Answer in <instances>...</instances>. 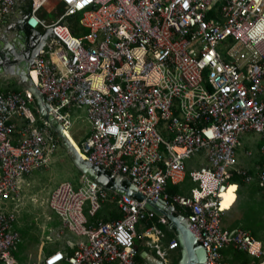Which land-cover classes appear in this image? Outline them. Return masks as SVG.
Here are the masks:
<instances>
[{
	"label": "built area",
	"instance_id": "1",
	"mask_svg": "<svg viewBox=\"0 0 264 264\" xmlns=\"http://www.w3.org/2000/svg\"><path fill=\"white\" fill-rule=\"evenodd\" d=\"M49 2L62 8L50 21L40 12ZM22 20L41 35L37 44L26 32L35 47L28 75L50 115L65 135L72 109H82L88 132L76 152L144 195L140 202L83 172L77 188L58 184L48 206L75 240L37 264H149L131 241L167 264L179 244L162 246L160 225L172 230L147 199L172 207L202 242L206 264H264L262 242L225 227L221 207L235 177L264 191V0H0V37L8 27L5 39L14 37ZM34 113L30 91L0 92V264H18L8 207L58 140ZM250 133L260 136L251 174L237 161ZM195 154L206 164L188 171ZM186 180L188 194L168 191ZM108 196L121 218L93 220ZM227 251L248 261L231 263Z\"/></svg>",
	"mask_w": 264,
	"mask_h": 264
},
{
	"label": "rangeland",
	"instance_id": "2",
	"mask_svg": "<svg viewBox=\"0 0 264 264\" xmlns=\"http://www.w3.org/2000/svg\"><path fill=\"white\" fill-rule=\"evenodd\" d=\"M61 5L49 2L40 10L41 14L50 21L61 12ZM21 88V89H20ZM28 90L26 85L19 82L14 75H0V92L14 90ZM19 92V91H18ZM34 107H31L32 110ZM39 122V115L34 113ZM72 127L66 135L75 142L82 140L88 132V123L85 112L82 109H72ZM241 147L237 152L238 166L245 169H253L256 159L259 157L258 145L260 136L250 133L240 138ZM245 151L251 153L250 157L245 156ZM206 160L203 155L195 154L185 161L188 171L197 169L205 165ZM81 170L74 164L70 152L59 139L54 143L51 150L50 160L45 167L34 171L23 179L13 204L8 208L16 216L13 223L14 229L19 234V242L14 251L18 264H37L42 261V257L55 249L64 247L66 241H73L75 237L61 231V225L57 216L49 209V196L53 189L60 183L68 182L74 188L80 185L82 179ZM194 185L186 180L178 186L179 194H188ZM115 201L110 197L102 204L98 216L102 217L116 211ZM88 203L84 206V214L87 215ZM224 226L228 228H242L261 241L264 246V195L253 185L233 182L229 187L225 203ZM101 214V215H100ZM105 215V216H106ZM140 234L144 233V226L141 222L136 226ZM143 239H149L146 235ZM168 239L162 241V246L166 247ZM141 244L142 240H138ZM149 254L153 251L148 249ZM177 251L168 252L167 264H176Z\"/></svg>",
	"mask_w": 264,
	"mask_h": 264
},
{
	"label": "water",
	"instance_id": "3",
	"mask_svg": "<svg viewBox=\"0 0 264 264\" xmlns=\"http://www.w3.org/2000/svg\"><path fill=\"white\" fill-rule=\"evenodd\" d=\"M30 8L25 7L24 13L29 16ZM26 20V19H25ZM22 20V23L16 28V35L13 39L4 46L0 48V64L3 66L10 64L12 69H5L3 67L0 69V75L8 74L17 76L20 83L26 85L34 98V104L38 110L41 119L48 124L49 128L57 135L58 139L62 141L65 147L70 152L74 164L83 172L89 179L96 181L102 187H108L111 189L117 188L120 192L125 193L127 196L135 197L140 202L144 200V195L141 192H136L134 188L128 187L129 181H127L120 174H115L101 168H98L90 164L87 159L81 153L78 154L75 148L67 140L64 133L62 132L58 123L49 113V106L44 102L42 95L39 93L38 89L35 87L33 81L28 75L30 66L34 54L31 52L26 53L22 42L23 36L26 32L32 34L35 38L34 41L38 44L41 39V35L32 29L29 25ZM8 27L0 37V43L5 44V38L8 35ZM22 37V38H21ZM21 42V43H20ZM16 47V48H15ZM29 48H32L30 45ZM19 55V56H17ZM16 56V57H14ZM19 59L20 62H15ZM146 201V207L149 210L154 211L158 215H163L168 220V226L174 233L180 249V259L178 264H206L204 250L198 245L202 243L196 234H193L186 223L173 213L172 207H164L161 203H154L149 199ZM131 247L142 256L149 264H159V262L153 258L151 255L142 250L138 245L131 241Z\"/></svg>",
	"mask_w": 264,
	"mask_h": 264
},
{
	"label": "trees",
	"instance_id": "4",
	"mask_svg": "<svg viewBox=\"0 0 264 264\" xmlns=\"http://www.w3.org/2000/svg\"><path fill=\"white\" fill-rule=\"evenodd\" d=\"M71 31L72 32H75L74 31V29H71ZM21 89V88H20ZM15 92H18V91H20V90H14ZM248 172L251 174L253 171L252 170H248ZM233 181L234 182H237V183H242V179L241 178H238V177H235L234 179H233ZM255 187V186H254ZM255 188H257V187H255ZM178 187H169L168 188V191H170L171 193H178ZM257 190L258 191H260L261 193H263V195H264V191H262V190H260V189H258L257 188ZM112 213H109V219H113V220H117V219H120L121 218V214L118 212V211H111ZM98 214L99 213H97L96 215H95V217H94V219L93 220H102V221H106V220H108V217H102V215L101 216H98ZM225 219V218H224ZM223 219V221H225ZM222 221V224L224 225V222ZM160 228L162 229V231L164 232V239L166 238V239H168L167 240V242H169L171 239H173V238H175V235L172 233V232H169L164 226H162V225H160ZM254 237V236H253ZM255 238V237H254ZM163 239V240H164ZM174 251H177V254H175L176 256H177V259H175L176 260V264H178V262H179V259H180V249L178 248V249H176V250H174ZM170 252H172V251H170ZM227 253L228 254H230L231 255V260H230V262L231 263H234V262H247L248 261V258L245 256V255H243V254H237V253H231V252H228L227 251Z\"/></svg>",
	"mask_w": 264,
	"mask_h": 264
},
{
	"label": "flooded vegetation",
	"instance_id": "5",
	"mask_svg": "<svg viewBox=\"0 0 264 264\" xmlns=\"http://www.w3.org/2000/svg\"><path fill=\"white\" fill-rule=\"evenodd\" d=\"M23 36V42H22V45H23V47H24V49L26 50V53L25 54H27L28 52H31L32 54H34V52H35V47L32 45V43H29L28 42V39H29V34L28 33H26V34H24V35H22ZM21 43V42H20ZM32 46V48H29V46ZM16 48V47H15ZM17 56H19V55H17ZM14 57H16V56H14ZM15 62H20V60L19 59H16V61ZM3 67V71H5V69L7 70L8 68L9 69H11V70H13L12 69V66L10 65V64H6V65H2V64H0V69Z\"/></svg>",
	"mask_w": 264,
	"mask_h": 264
},
{
	"label": "bare ground",
	"instance_id": "6",
	"mask_svg": "<svg viewBox=\"0 0 264 264\" xmlns=\"http://www.w3.org/2000/svg\"><path fill=\"white\" fill-rule=\"evenodd\" d=\"M32 75V77L34 78V74L32 73L31 74ZM15 77H17V76H15ZM18 78V77H17ZM65 137L67 138V140L71 143V145L75 148V149H77V146H75L74 144H73V142L67 137V135H66V132H65ZM244 184H246V183H244ZM229 190V189H228ZM228 193V192H227ZM227 193L224 195V199H223V201H222V204H221V207H222V209H223V213H224V215H223V219L225 218V215H226V211H225V203H226V196H227ZM223 221V220H222Z\"/></svg>",
	"mask_w": 264,
	"mask_h": 264
},
{
	"label": "crops",
	"instance_id": "7",
	"mask_svg": "<svg viewBox=\"0 0 264 264\" xmlns=\"http://www.w3.org/2000/svg\"><path fill=\"white\" fill-rule=\"evenodd\" d=\"M13 35V34H12ZM12 35H9V37H7V39L5 40V44H1L0 43V48H3L4 46H6L7 44H9V42L12 40V38H13V36ZM18 79V78H17ZM19 80V79H18ZM20 82V81H19ZM71 140V139H70ZM72 141V140H71ZM73 142V141H72ZM111 211H113V210H110V213H112ZM115 211V210H114ZM116 211H117V209H116ZM113 214V213H112ZM106 215V214H105ZM105 215H104V217H105ZM109 215V214H108ZM108 215H106V217H108V220H106V221H113V219L111 218V219H109V216ZM105 217V218H106ZM137 242H138V240H137Z\"/></svg>",
	"mask_w": 264,
	"mask_h": 264
}]
</instances>
